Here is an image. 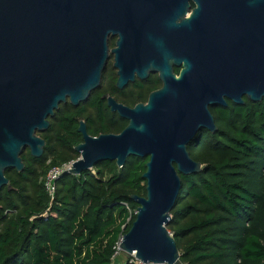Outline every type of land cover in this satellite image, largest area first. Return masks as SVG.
<instances>
[{"label":"water","instance_id":"obj_1","mask_svg":"<svg viewBox=\"0 0 264 264\" xmlns=\"http://www.w3.org/2000/svg\"><path fill=\"white\" fill-rule=\"evenodd\" d=\"M110 34L120 35L112 51L116 89L149 71L162 87L133 108L104 95L110 112L128 124L119 134L93 137L80 122L79 158L67 173L149 158L146 195L130 198L136 217L119 250L143 264H179L170 213L179 175L201 170L188 144L203 129L216 131L211 108L264 100V0H0V191L10 189L5 171H23L26 149L32 158L43 155L37 134L59 106L78 107L100 89Z\"/></svg>","mask_w":264,"mask_h":264},{"label":"trees","instance_id":"obj_2","mask_svg":"<svg viewBox=\"0 0 264 264\" xmlns=\"http://www.w3.org/2000/svg\"><path fill=\"white\" fill-rule=\"evenodd\" d=\"M158 84L151 80L127 94L106 84L78 107L59 106L39 134L43 155L22 153L23 171L4 172L10 189L0 191V264H113L119 239L136 217L130 198L146 195L142 175L149 158L130 157L122 168L105 161L79 175L63 172L52 199L36 171L48 159L44 175L79 158L81 121L93 137L127 126L106 106L105 93L119 100L132 92L148 97ZM243 101L211 108L216 131L197 132L187 146L201 170L179 175L181 191L167 226L184 264H264V100Z\"/></svg>","mask_w":264,"mask_h":264},{"label":"flooded vegetation","instance_id":"obj_3","mask_svg":"<svg viewBox=\"0 0 264 264\" xmlns=\"http://www.w3.org/2000/svg\"><path fill=\"white\" fill-rule=\"evenodd\" d=\"M190 5H191V9L186 14V17L190 14L191 10L194 8L193 3L190 2ZM184 17H185L184 15L176 16V19L174 20V25L176 27H178L180 24H182L183 20L185 19ZM119 38H120L119 34H110L107 37V40H106L107 60H106V64H105V71L102 74H104L105 72H107V73H105V77H104V75H102V78H101V82L104 83L105 88L107 87L106 84H113L114 87L116 88V82H117V79H118V77H117L118 69L115 68V66H114L115 65V55L112 53V51L117 48V42L119 41ZM171 67H172L173 73L176 76H178V74H179L181 69L178 68V67H175L173 65ZM155 79L158 80L159 84H158L157 87H158V89H160L162 87V82L159 79L158 73H154L153 74L150 71L148 72L147 77L145 79H143V80L137 78V76L135 75L134 81L129 83L128 86L125 89H127L128 87L133 89V87L137 88V87H140V86L141 87L142 86H147L151 80H155ZM123 91H124V89L121 90L120 92H123ZM104 95H107V94H104ZM111 97L114 99L113 96H111ZM147 99H148V97H147ZM105 103H106V101H105Z\"/></svg>","mask_w":264,"mask_h":264},{"label":"rangeland","instance_id":"obj_4","mask_svg":"<svg viewBox=\"0 0 264 264\" xmlns=\"http://www.w3.org/2000/svg\"><path fill=\"white\" fill-rule=\"evenodd\" d=\"M105 73H107V72H105ZM105 73L104 74H102V75H104V77H105ZM105 89V85H104V83H102L101 82V87H100V89H98V90H96V91H102V90H104ZM127 91L130 93V87H128L127 89H124V93L125 94H127ZM133 94H129L130 96H128L129 98L128 99H126V100H123V98H121L120 100L118 99V98H114L115 99V101H117L118 103H120V104H122V105H124V106H126V107H129V108H133L135 105H137V104H140V103H142V104H145L146 103V101H147V96H140V95H138L136 92H132ZM105 94H107V95H109L108 93H105ZM132 95H137V96H135V97H131ZM110 96V95H109ZM81 122H83V121H81ZM37 136L38 137H40V135L39 134H37ZM24 154H28L29 153V151H28V149H26L24 152H23ZM49 161H51V159H48L47 160V163L45 164V167L48 165V163H49ZM76 161V160H75ZM73 162V161H72ZM43 168V167H41V168H37V171H36V173H37V175H39V177H40V180H42L43 179V176H44V172H45V170H46V168ZM29 194V189L27 190V195ZM169 231V230H168ZM169 233H170V231H169ZM171 234V233H170ZM130 260H131V257H129L126 253H124V252H122V251H118V253H117V255L115 256V258L113 259V264H129L130 263ZM179 264H184V263H182V262H179Z\"/></svg>","mask_w":264,"mask_h":264},{"label":"built area","instance_id":"obj_5","mask_svg":"<svg viewBox=\"0 0 264 264\" xmlns=\"http://www.w3.org/2000/svg\"><path fill=\"white\" fill-rule=\"evenodd\" d=\"M73 162L71 163H68V164H65L63 166H60V167H50L48 168L46 174L44 175L43 179H42V183H43V186H44V190L46 191V193L48 194V196L52 199L54 194H55V181L56 179L60 176L61 173L63 172H67L71 165H72ZM136 214V213H135ZM122 237L119 239V243L121 241ZM119 243H118V246H117V251L114 255V257L117 255L118 251L119 250ZM129 257H131V260H130V264H143L141 262H139L135 256L132 254V255H128Z\"/></svg>","mask_w":264,"mask_h":264}]
</instances>
